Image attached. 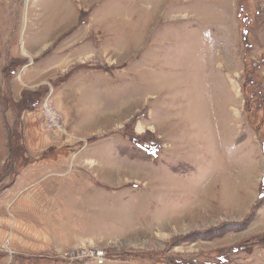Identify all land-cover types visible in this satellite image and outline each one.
<instances>
[{"label":"rangeland","instance_id":"rangeland-1","mask_svg":"<svg viewBox=\"0 0 264 264\" xmlns=\"http://www.w3.org/2000/svg\"><path fill=\"white\" fill-rule=\"evenodd\" d=\"M21 107L0 264H264V0H0V113Z\"/></svg>","mask_w":264,"mask_h":264},{"label":"built area","instance_id":"built-area-1","mask_svg":"<svg viewBox=\"0 0 264 264\" xmlns=\"http://www.w3.org/2000/svg\"><path fill=\"white\" fill-rule=\"evenodd\" d=\"M39 112L46 130L64 134L66 133L63 117L51 99H47L40 103ZM63 258L71 264H104L106 261V252L100 249L77 247L64 252Z\"/></svg>","mask_w":264,"mask_h":264},{"label":"crops","instance_id":"crops-1","mask_svg":"<svg viewBox=\"0 0 264 264\" xmlns=\"http://www.w3.org/2000/svg\"><path fill=\"white\" fill-rule=\"evenodd\" d=\"M22 61L21 60H18V61H10V59H8L7 57V60H6V66H9L11 67V70H10V78L8 79V86L10 87V92L14 94V98L17 97V95H19V93L23 90H21V88H19V86L17 85V80L19 79L17 77V70L18 68L20 69L22 67ZM34 68H29V66H25L23 68V71L21 72V76H20V80L26 84H29L30 82V77H29V74L33 73ZM39 70L41 71V69L39 68ZM32 75V74H31ZM7 77H9V75H7ZM16 77V78H15ZM26 91H24L25 93ZM15 101L16 98H15ZM26 103L28 101H25ZM32 103H27L28 106H32L31 105ZM25 109V107H21V108H18V110H16V108H12V109H9V112L8 114H2L0 113V126H2L3 123L7 124V121L12 119V114L14 112V119L15 121H19L21 119V112H23ZM18 111V112H17ZM42 121V119H41ZM43 123V122H42ZM17 203H19L18 201L16 202V205ZM78 203V201H77ZM91 204L94 203V202H90ZM19 208H20V205H18ZM18 207L16 209H19ZM21 210V209H20ZM76 216H78V211L76 210L75 212Z\"/></svg>","mask_w":264,"mask_h":264},{"label":"bare ground","instance_id":"bare-ground-1","mask_svg":"<svg viewBox=\"0 0 264 264\" xmlns=\"http://www.w3.org/2000/svg\"><path fill=\"white\" fill-rule=\"evenodd\" d=\"M25 1H27V0H25ZM11 253V252H10Z\"/></svg>","mask_w":264,"mask_h":264}]
</instances>
